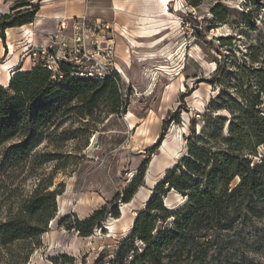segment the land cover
Instances as JSON below:
<instances>
[{
	"label": "rangeland",
	"instance_id": "374dc122",
	"mask_svg": "<svg viewBox=\"0 0 264 264\" xmlns=\"http://www.w3.org/2000/svg\"><path fill=\"white\" fill-rule=\"evenodd\" d=\"M254 1L207 0L194 9L185 0H150V34L141 35L123 28L115 16L94 18L101 8L94 10L92 0L88 12L83 7L92 21L116 20L120 24L115 34L114 66L121 73L126 102L119 114H113L110 102L101 99L89 117H80L85 110L72 105L70 115L57 120L42 144L23 162L16 163L8 153L17 142L0 148V221L16 214L40 180L52 182V191H63L57 197V216L26 264H56L55 260L63 264V256L72 259L66 264H97L98 260L100 264H120L116 255L138 213L166 172L187 154L191 120L204 115L219 94L214 78L217 64L222 62L228 74L227 78L219 77L220 83L235 97L238 70L230 52L245 56L250 46L264 44V9L259 8L264 7V0H256L257 5ZM21 2L0 0V12L12 14ZM217 4L229 13L226 24L217 23L211 15ZM247 13L250 15L245 17ZM138 36L144 39H136ZM221 37L233 47H221ZM47 38L5 32V42L0 40L1 86L7 88L14 73L31 70L34 49ZM161 137L164 140L153 153ZM263 156L264 146L254 161ZM146 163L143 186L129 204H123V193ZM166 201L175 208L182 198L170 194ZM114 206L119 218L109 215L92 236L81 237L74 229L76 220H86L104 208L110 212ZM66 217L70 220L62 225ZM241 230V239L231 235L230 242H235L224 250L225 258L213 260L215 264H264V245L257 244L264 220ZM25 252L21 245L9 250L0 247V264H8L12 256Z\"/></svg>",
	"mask_w": 264,
	"mask_h": 264
},
{
	"label": "trees",
	"instance_id": "16d2710c",
	"mask_svg": "<svg viewBox=\"0 0 264 264\" xmlns=\"http://www.w3.org/2000/svg\"><path fill=\"white\" fill-rule=\"evenodd\" d=\"M185 1L198 9L207 0ZM41 2L23 1L11 10L12 14L1 15L2 41L8 30L33 24ZM210 12L217 23H227L229 13L222 5H215ZM218 41L221 47H233L224 37ZM230 55L238 70L236 96L230 97L225 84L220 83L219 77L227 78L228 74L219 62L214 75L219 94L204 115L191 120L187 154L166 172L138 213L116 255L120 264H215V258H225L231 235L241 239V228L264 220V156L254 161L259 158L258 149L264 146V44L250 46L245 56L236 57V52ZM61 70L68 74L67 66ZM101 99L110 102L113 114H119L126 102L111 78L97 81L68 77L63 83L54 82L42 66L14 73L7 88L0 85V148L17 142L8 153L16 163L23 162L42 144L56 121L70 115L72 105L85 110L80 117H89ZM163 140L159 138L153 153ZM147 164L123 193V204H129L143 186ZM52 187V182L40 180L16 214L0 221V247L9 250L21 245L26 250L12 256L8 264H26L34 249L41 246L42 236L57 216V197L63 194L62 189L52 191ZM170 194L181 197L182 203L169 207L166 200ZM109 215L119 218L118 207L76 220L73 227L87 238ZM69 220L66 217L61 224ZM257 244L264 245V231L258 235ZM62 260L63 264L72 261L67 256ZM55 263L59 264L58 260Z\"/></svg>",
	"mask_w": 264,
	"mask_h": 264
},
{
	"label": "built area",
	"instance_id": "2783aa9c",
	"mask_svg": "<svg viewBox=\"0 0 264 264\" xmlns=\"http://www.w3.org/2000/svg\"><path fill=\"white\" fill-rule=\"evenodd\" d=\"M119 26L116 20L92 21L87 14L63 19L44 45L34 49L31 69L42 66L52 74L54 82L60 83L68 77L97 81L111 78L122 92L121 73L114 66ZM62 66L68 67V74L61 70Z\"/></svg>",
	"mask_w": 264,
	"mask_h": 264
},
{
	"label": "crops",
	"instance_id": "0c3cea01",
	"mask_svg": "<svg viewBox=\"0 0 264 264\" xmlns=\"http://www.w3.org/2000/svg\"><path fill=\"white\" fill-rule=\"evenodd\" d=\"M8 1V0H6ZM33 1L39 0H22ZM41 8L33 24L21 28H13L7 34H40L49 36L63 19L80 17L85 11L88 12L90 0H41ZM94 10L101 8L93 15L97 17L115 18L131 33L150 34V0H92ZM85 2L87 8H85ZM99 5V7H97ZM84 7V12H83ZM5 13L0 12V16ZM92 16V17H93ZM126 34V33H125ZM142 40L144 38H140ZM150 37V36H149ZM33 38V37H32ZM38 41V39H37ZM137 41V40H136ZM45 42V41H44ZM42 41L39 45H43ZM139 42V41H138ZM43 43V44H42Z\"/></svg>",
	"mask_w": 264,
	"mask_h": 264
},
{
	"label": "bare ground",
	"instance_id": "6f19581e",
	"mask_svg": "<svg viewBox=\"0 0 264 264\" xmlns=\"http://www.w3.org/2000/svg\"><path fill=\"white\" fill-rule=\"evenodd\" d=\"M0 40H1V35H0ZM62 203L60 202V206H59V213L61 214L63 212V209H62Z\"/></svg>",
	"mask_w": 264,
	"mask_h": 264
}]
</instances>
